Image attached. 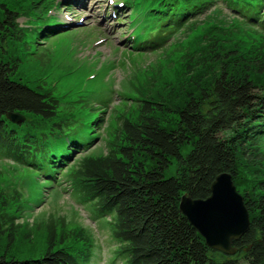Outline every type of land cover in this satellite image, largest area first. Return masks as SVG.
<instances>
[{
    "label": "trees",
    "instance_id": "16d2710c",
    "mask_svg": "<svg viewBox=\"0 0 264 264\" xmlns=\"http://www.w3.org/2000/svg\"><path fill=\"white\" fill-rule=\"evenodd\" d=\"M128 1L135 6V0ZM9 3L0 0V154L26 164L24 171L34 170L37 161L53 164L52 152L67 142L79 149L94 140L88 143L77 136L76 129L84 133L83 124L66 107L75 104L81 112L86 100L63 102L43 83L16 78L19 58L7 53L29 46L21 39L28 32L18 27L16 11L39 12L40 0H16L15 7ZM262 11L264 0H258L243 21L246 28L217 27L216 37L235 43L190 37L194 26L186 24L181 37L160 48V65L143 70L151 72L142 80L136 70L121 81L133 98L115 114L105 150L81 156L66 174L85 201L95 200L101 215H111V237L118 243L113 253L124 264H264V36L256 38L249 28L264 30ZM186 19L179 20L182 24ZM172 52L185 60L186 68L166 80L161 68ZM8 113L24 119L12 123ZM184 145H190L185 154ZM172 162L176 171L166 176ZM240 167L253 175L255 191L241 194L250 224L233 242L235 254L229 255L205 244L179 202L183 194L207 198L220 173H229L238 191ZM2 175L0 264H88L94 246L90 232L80 225L68 227L63 220L56 223L50 215L44 221L42 252L20 256L16 247L21 225L12 212L21 185L6 191L4 182L9 180ZM22 236L32 240L29 233Z\"/></svg>",
    "mask_w": 264,
    "mask_h": 264
},
{
    "label": "rangeland",
    "instance_id": "374dc122",
    "mask_svg": "<svg viewBox=\"0 0 264 264\" xmlns=\"http://www.w3.org/2000/svg\"><path fill=\"white\" fill-rule=\"evenodd\" d=\"M193 1L196 2L197 0ZM103 3L104 0H90V5H101ZM149 3L147 2L146 5ZM16 4V0H10V6L15 7ZM90 5H82L79 10L70 8V12L66 10L72 20L69 28L59 30L42 40L34 41L31 44V49H28V53H25L21 46L10 48L7 56L19 58L18 73L15 76L21 81L29 84H33L32 81H34L54 88L55 94L63 97V102H69V100H74L79 96H86L88 103L85 108L96 106L93 114L99 112L97 116H103L104 118L99 127L92 126L91 134L87 133V140L94 138V142L89 147L86 146L85 148L83 146L78 149V152H74L71 167L66 170L65 174L63 170L61 174L57 175L59 177L57 183H55V179L42 182L38 173L33 170L24 171L25 165L15 166L11 163L12 159L4 154H0V174L3 179V167H6L10 171L8 172V179L12 180L13 184L23 187L22 195L17 201L18 205L15 206V211L12 212L14 217L15 213L18 215L15 218L21 225L19 228V247L15 246L17 251L22 252L20 256L24 254H28V256L37 255L42 252L46 231L44 221H47V217L50 215L56 223L63 220L68 227L80 225L90 232L94 246L88 264H124L122 259L113 253L118 243L111 237L112 227L109 222V217L112 218L111 215L109 217L101 215L95 200L85 201L81 197L82 193L76 190V186L75 188L72 186L73 182L66 174L74 166L75 160L81 156L93 154L96 151L101 153L105 150V143L112 136L111 131L115 123V114H118L125 105H128L127 98H133L132 93L123 90L121 81L130 77V74L136 70L137 74L140 72L137 78L142 80L146 74L151 72L147 70L143 73V70L156 64L160 65L164 57L160 51L137 48L130 42L122 41L120 35L127 30L128 24L123 20H119L112 27L104 28L105 21L95 18L94 9L90 10ZM126 11L133 13L131 8ZM221 11L224 13L223 15ZM203 12H206V14L202 15L201 13L196 16L197 19L190 25V27L194 26V31L190 34V37L198 36L197 39L205 41L210 38H217L216 41L219 42L232 40L235 43V39L216 37L215 35L218 26H222V29H235L229 27L227 23L220 19V15L222 19H225L226 16L229 15V18L234 13L226 2L215 0L212 7L206 8ZM79 15H85L86 17L83 20L84 22L77 26L73 22L77 20ZM17 21L20 26L36 30L37 27H41L43 24L54 23L58 20L53 16L47 17L44 11L38 12L31 9L28 15H17ZM231 21L233 23H230V25L239 26L237 28L240 30L242 27L246 28L245 26H247V23L242 25L243 22L238 19H231ZM174 23L172 28H174ZM175 25L178 34L173 35L172 29L170 34L172 37L163 44L174 42L177 37L182 36L179 24L175 23ZM99 27L105 29L104 34L98 29ZM249 28L250 33L256 38L264 36L261 31H254L255 26ZM94 34H97L100 40L103 37H107V40H103L102 44L95 46L92 50L89 49V43ZM21 39L31 42L33 37L24 34ZM89 50L92 53L90 56H86ZM169 57L171 58L170 61L167 60L169 64L163 61L164 65H162L161 73L166 80H174L175 74L183 72L186 64L184 59H179L173 52ZM66 104L68 109L75 112L77 118L88 120V116H84V113L75 109V104ZM13 115L16 116L15 118L18 121L22 120L20 114ZM10 122L17 124L11 120ZM76 134L80 137L82 135L81 130L76 129ZM189 149L190 145L181 147L184 154ZM70 151L68 150V152ZM175 171L176 164L172 162L166 169L165 174L170 176ZM62 175L63 177H60ZM15 178L19 181L16 182ZM20 181H24V183L20 184ZM237 183L240 194L244 192L251 194L255 191L253 175L245 167L239 168ZM5 190L12 189L7 188ZM22 233H29L32 240L24 238Z\"/></svg>",
    "mask_w": 264,
    "mask_h": 264
},
{
    "label": "water",
    "instance_id": "95a60500",
    "mask_svg": "<svg viewBox=\"0 0 264 264\" xmlns=\"http://www.w3.org/2000/svg\"><path fill=\"white\" fill-rule=\"evenodd\" d=\"M179 209L209 248L229 255L235 254L237 248L233 242L248 230L250 224L243 197L229 173L216 176L210 186V195L205 199H192L183 194Z\"/></svg>",
    "mask_w": 264,
    "mask_h": 264
},
{
    "label": "bare ground",
    "instance_id": "6f19581e",
    "mask_svg": "<svg viewBox=\"0 0 264 264\" xmlns=\"http://www.w3.org/2000/svg\"><path fill=\"white\" fill-rule=\"evenodd\" d=\"M128 32H131V28H128ZM7 117L14 122H17L18 120L15 118L16 116H14L12 113H8ZM223 200V199H222ZM224 201V200H223ZM226 202V201H225ZM223 203V202H222ZM226 204V203H225ZM210 206V205H209ZM198 207V206H197ZM211 208H214L213 206H211ZM196 212H198V210H196ZM235 212V211H234Z\"/></svg>",
    "mask_w": 264,
    "mask_h": 264
}]
</instances>
